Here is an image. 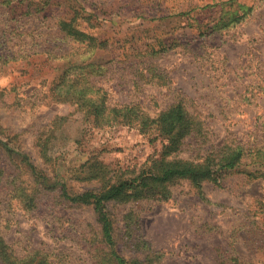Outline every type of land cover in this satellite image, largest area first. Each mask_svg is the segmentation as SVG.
Returning a JSON list of instances; mask_svg holds the SVG:
<instances>
[{
	"label": "rangeland",
	"instance_id": "374dc122",
	"mask_svg": "<svg viewBox=\"0 0 264 264\" xmlns=\"http://www.w3.org/2000/svg\"><path fill=\"white\" fill-rule=\"evenodd\" d=\"M161 1L0 0V130L46 182L0 151V235L16 257L114 264L92 205L68 201L61 187L69 195L104 189L161 147L122 124L94 127L74 104L53 99L50 87L68 67L100 66L87 78L110 105L154 116L182 102L201 129L177 158L264 148V0H237L252 6L239 22L231 19L245 10L237 3ZM172 5L186 14L167 16ZM73 16L93 45L59 31ZM257 168L264 173L246 161L217 183L175 181L165 199L106 202L116 251L126 264H264V176L246 174Z\"/></svg>",
	"mask_w": 264,
	"mask_h": 264
},
{
	"label": "trees",
	"instance_id": "16d2710c",
	"mask_svg": "<svg viewBox=\"0 0 264 264\" xmlns=\"http://www.w3.org/2000/svg\"><path fill=\"white\" fill-rule=\"evenodd\" d=\"M161 3L163 1L158 0L157 4ZM210 3L224 5L237 3L240 9L244 8L242 13L237 12L231 18L232 21L236 22L242 20L252 7L240 4L237 0H212ZM210 3L207 2L206 5H211ZM192 9L194 10L196 7L194 6ZM175 10L176 6L174 5L168 7L170 14L167 16L186 14L185 11H179L180 9L176 12ZM76 14L75 11L74 16ZM74 16L59 20V31L79 43L86 42L87 45H93L96 38L82 31L78 24H75ZM228 25L229 20L219 28ZM83 69L89 70L85 77L81 73ZM100 71V66L93 63L68 67L50 87L53 99L74 104L85 117L84 119L94 127L101 128L122 124L136 129L140 134L147 137L150 143L159 140L161 143L159 154L147 158L141 169L133 176L120 179L104 189L82 191L75 195H69L62 186L61 195L73 203L92 205L96 220L100 224L102 239L110 248V260L114 264H126V259L114 247L113 227L105 208L106 202L134 201L147 198L165 199L169 195V186L178 180L187 179L195 185H199L205 180L217 183L223 173L237 169L243 162L247 161L251 165L264 167V148H244L241 145L224 146L219 148L218 153H215L218 155L210 153L199 162L177 158L176 155L184 141L192 134L200 132L201 123L194 119L180 101L170 104L154 116L149 115L137 104H108L105 92L88 80L90 74H100ZM0 151L9 156L19 155L21 162L26 164L34 181L46 186L44 174L31 162L27 154L12 144L11 139L2 130H0ZM257 173L264 176V173L258 168L255 172H246L249 176H255ZM0 261L3 264H51L46 256L37 258V252L23 258L16 257L1 235ZM219 264L227 263L221 261ZM234 264L237 263L234 262Z\"/></svg>",
	"mask_w": 264,
	"mask_h": 264
}]
</instances>
